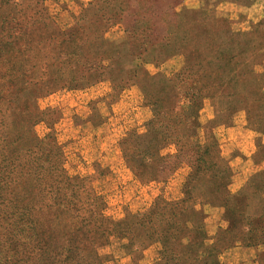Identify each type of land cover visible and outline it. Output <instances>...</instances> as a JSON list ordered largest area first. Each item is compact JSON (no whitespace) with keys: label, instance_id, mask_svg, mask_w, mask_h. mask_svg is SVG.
I'll use <instances>...</instances> for the list:
<instances>
[{"label":"rangeland","instance_id":"obj_1","mask_svg":"<svg viewBox=\"0 0 264 264\" xmlns=\"http://www.w3.org/2000/svg\"><path fill=\"white\" fill-rule=\"evenodd\" d=\"M255 5L264 10V0ZM120 7L109 0H0V264H166L170 223L187 225L186 205L204 213L201 247L218 249L216 263L259 264L264 197L246 190L264 165L245 157L251 134L227 130L243 119L191 133L190 143L179 124L172 140L150 151L148 133L132 132L151 122L137 89L122 93L106 74L87 88L69 79L70 65L83 70L62 32L84 43L101 28V15ZM119 28L106 37H118ZM56 56L64 60L52 65ZM61 71L65 80L57 83ZM201 115L205 122L209 112ZM134 137H142L141 164L127 159L139 151ZM213 142L210 155L192 147ZM230 206L234 212L226 213Z\"/></svg>","mask_w":264,"mask_h":264},{"label":"crops","instance_id":"obj_2","mask_svg":"<svg viewBox=\"0 0 264 264\" xmlns=\"http://www.w3.org/2000/svg\"><path fill=\"white\" fill-rule=\"evenodd\" d=\"M255 8V0L169 1L165 16L155 19L154 45L141 55H132L129 43L122 47L111 68L113 80L128 81V90L139 91L151 121L163 110L161 101L179 102L177 114L198 133H215L243 119L227 130L251 134L245 157L254 155L264 165V10ZM119 29L118 37H107L111 42L125 38ZM136 40L133 35L129 42ZM131 71L133 77L127 80ZM205 109L209 116L204 122ZM248 183L260 187L264 197V167Z\"/></svg>","mask_w":264,"mask_h":264},{"label":"trees","instance_id":"obj_3","mask_svg":"<svg viewBox=\"0 0 264 264\" xmlns=\"http://www.w3.org/2000/svg\"><path fill=\"white\" fill-rule=\"evenodd\" d=\"M112 3L116 1L121 5L120 9L117 10L116 14L111 15H101V28L94 29L91 34L87 37L84 43H80L81 40L78 42V37L73 32H62L60 35L63 42L67 46L69 54H76L79 59V66L83 71L80 73L76 71L77 68L72 67L71 65L66 69L71 75L69 79H74L77 77L79 81V85L81 88H87L89 86H93L102 80L105 79L104 74L107 75V81H109L112 86L116 87L118 91H122L128 88L129 84L128 81H114L113 80V70H111L113 66V62L117 59L120 55V49L124 47L126 44H130L131 46V53L132 55H141L143 52L147 51L152 45H154L155 41L157 40L158 36V28L155 25L156 18H163L165 16V9L169 6V1L171 4L174 3V0H109ZM7 5V3H6ZM88 14V12H87ZM86 15V14H85ZM85 15L82 17L84 25L87 21L84 19ZM95 14L90 13V18L94 17ZM97 17V16H96ZM89 18V19H90ZM80 21V19H79ZM92 23V22H91ZM83 25V24H81ZM112 26L121 27L124 31L125 38L119 42H111L106 37V32ZM82 31L85 32L86 28L84 26H79ZM84 28V29H83ZM88 28V26H87ZM87 33V31H86ZM133 35H137V40L129 42L130 38ZM81 36V35H80ZM88 52L90 56H84L85 52ZM63 56H56L51 63H57L58 61H63ZM50 64V66H51ZM61 68V67H60ZM62 69V68H61ZM57 77L55 78L57 83L64 81L61 76H59L61 72H57ZM63 73H67L63 71ZM133 77V72H129L127 80H131ZM59 81V82H58ZM175 96V94H174ZM190 102H195V97L193 96L190 98ZM179 102H171L161 101L158 104L159 108L160 105L163 106V110H159L157 114H155L153 120L149 123L148 127V137L150 147L149 150H157L158 145H160L163 141L169 142L172 140L175 133H179L180 129H178V125L180 124L183 128L181 130L183 142L190 143V139L188 136L191 133H196L193 130L194 127L190 125L189 120L183 119L181 115H178V105ZM196 102L194 103V105ZM193 108H195L193 106ZM170 115V116H167ZM192 119V118H191ZM168 120L172 121L171 125H165ZM184 123V124H183ZM195 131V132H194ZM142 137H134V140H138L137 146L141 141ZM132 137H128L124 140L125 145L129 146ZM192 147H200L204 150H208V154L212 149H216V143H211V145H198ZM187 147H191L186 145ZM213 146V147H212ZM126 147V146H125ZM212 147V148H211ZM140 147L138 146V149ZM135 154V156H133ZM206 153V156H208ZM209 157V156H208ZM129 161L134 160L136 164H141L145 160V153L143 151H134L129 157L127 158ZM224 176V177H223ZM223 176H213L215 180L224 178H228V174L225 173ZM251 185L248 183L246 196L250 197L252 194L250 191H262L260 187ZM255 193V192H254ZM257 193V192H256ZM255 195V194H253ZM187 210L183 212L182 219L185 220L184 223L187 225L181 227L180 230L176 228L173 224L170 223L171 231L167 235L166 239L167 242H173L172 245L168 247L166 250V254L168 258H166V264H218L216 263V255L220 253L218 249L215 247L210 248L213 252H210L206 247H201L203 241L201 240V236L204 235V224H203V217L204 213L201 211H195L191 209L188 205H186ZM226 213L234 212L232 206L226 209ZM191 214L193 216L191 217ZM195 225V228L192 227ZM260 229H264V224L261 225ZM232 230V229H230ZM61 235V233H60ZM236 242L238 241V236L234 237ZM249 247V243L247 244ZM180 249L178 255H174L175 252H172L173 249ZM260 259H258L259 264H263L262 260L264 259V252L258 255ZM176 259V260H175Z\"/></svg>","mask_w":264,"mask_h":264}]
</instances>
